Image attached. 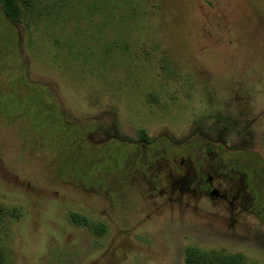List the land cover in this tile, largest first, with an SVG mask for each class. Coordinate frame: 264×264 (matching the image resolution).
I'll return each instance as SVG.
<instances>
[{
	"label": "rangeland",
	"instance_id": "rangeland-1",
	"mask_svg": "<svg viewBox=\"0 0 264 264\" xmlns=\"http://www.w3.org/2000/svg\"><path fill=\"white\" fill-rule=\"evenodd\" d=\"M11 1L0 264H264V0ZM205 134L236 201L200 186Z\"/></svg>",
	"mask_w": 264,
	"mask_h": 264
},
{
	"label": "flooded vegetation",
	"instance_id": "flooded-vegetation-1",
	"mask_svg": "<svg viewBox=\"0 0 264 264\" xmlns=\"http://www.w3.org/2000/svg\"><path fill=\"white\" fill-rule=\"evenodd\" d=\"M204 136L207 139V144L203 148V150L205 149L204 150L205 153H207L210 156V158H208L207 160H206V158H201V157L199 158V161H200L199 166H198L199 172L197 175L199 176V179H200V186L203 189H205L209 195H211V194H213L214 179L221 180L223 184H224V182H226V184L228 186H226L225 189L222 192H220L221 196L220 195L219 196L222 199H227L229 193H231V191L236 189V194L233 197V200L236 201L239 198L238 192H240V190H238V187H239L237 185L238 183H236L235 185H234V183L237 180L238 176L235 177L236 172L233 169H231V171H229L228 169H225L226 164H224L225 162L220 157L219 152L212 149L213 148L212 145H214L213 141L210 139V137L207 134H205ZM215 144L217 146H219V148H221V146H222V142H216ZM190 167L191 168H189V170L186 173H184L183 179L177 181L178 183H182L183 187H185V186L190 187V181H193V179L190 178L189 176L191 175V172H193L195 175V171L194 170L192 171L193 166H190ZM210 170H214V174L209 173ZM168 173H169V175L173 176L171 169H169ZM224 173L225 174L227 173V175L231 178L230 179L227 178V180H225L224 178L226 177V175ZM180 177H182V176H180ZM241 178L239 180H242ZM160 181H161V179H160ZM203 185H205L207 189ZM156 188H158V187H156ZM251 200H253V199H251ZM240 202H237V203H240Z\"/></svg>",
	"mask_w": 264,
	"mask_h": 264
},
{
	"label": "trees",
	"instance_id": "trees-1",
	"mask_svg": "<svg viewBox=\"0 0 264 264\" xmlns=\"http://www.w3.org/2000/svg\"><path fill=\"white\" fill-rule=\"evenodd\" d=\"M5 8L8 12L15 16L16 5L11 0H3ZM144 139L147 140V136H144ZM243 263V257L240 254H221L210 259L205 253H193L188 254L186 257L185 264H241Z\"/></svg>",
	"mask_w": 264,
	"mask_h": 264
}]
</instances>
